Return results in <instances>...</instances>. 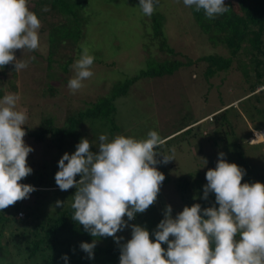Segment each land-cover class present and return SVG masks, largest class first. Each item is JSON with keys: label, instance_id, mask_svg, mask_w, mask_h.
Returning <instances> with one entry per match:
<instances>
[{"label": "rangeland", "instance_id": "374dc122", "mask_svg": "<svg viewBox=\"0 0 264 264\" xmlns=\"http://www.w3.org/2000/svg\"><path fill=\"white\" fill-rule=\"evenodd\" d=\"M183 1L66 0L73 5L72 10L78 11V16H69V8L63 10L67 16H62L70 22L62 30L59 25L63 18L58 15L57 19L45 23L43 17L36 15L34 9L40 7L35 2L32 4V0H17L16 4L12 0H0V61L4 67L1 69L4 75L0 76V176L20 167L35 169L36 175L45 180L43 184L59 186L64 172H95L110 162L118 163L103 176V172L95 173L93 176L97 177L90 178L86 184L89 186L86 194L95 201L93 208H100L118 224H126V229L120 231L128 235V254L113 261L98 253L107 246V241L94 240L85 247L89 264H155L143 257L151 249L150 237L154 236L161 217L165 238L172 243L178 264H213L207 252V244L212 240L210 230L207 234L197 230L189 214L202 194L217 190L220 184L228 190L235 180L222 181V173L209 171L208 162L203 158L202 137L198 133L203 132L212 117H207L199 132H194L195 137H188V142L179 135V127L224 106L223 109L228 105L238 108L243 100L240 89L247 84L240 63L247 66L249 63L241 58L236 60L237 70L221 76L224 80L217 76L207 81L200 70L197 75L188 73L192 68L189 66H184L185 74L178 71L163 81L139 80L127 96L115 102V122L121 127L115 135L89 122L73 129L69 135L46 136L39 143L29 134L37 131L42 119L52 118L58 127H64L65 120L88 100L110 95L113 85L145 68L149 47L158 57H169L153 46L150 21L153 16L148 14L161 11V20L169 19L163 29L166 27L171 37L170 47L185 55V61L215 53L214 45L208 49L196 38L203 34L194 28ZM138 4H150L153 10L145 14L144 7ZM56 22L60 31L50 36L51 25ZM57 59L68 65L70 79L61 77V71L54 65ZM250 76L254 82L252 68ZM254 105L259 109L258 114L251 112ZM241 108L242 117L237 118V145L241 152L231 157L230 164L234 165L239 157V167L245 174L248 172V176H243L245 179H240L247 186L242 187L246 205L240 207L245 220L233 225L242 235L247 226L251 228L250 235L240 238L236 247L251 243L252 246L251 249L243 247L241 254L228 253L220 264H264V235H258L264 231V91L260 98L245 101ZM164 138L167 139L160 142ZM148 145L153 149L144 151ZM210 146L206 149L208 152H211ZM135 153L138 154L123 161ZM60 189L44 194L48 203L43 204V211L60 210V206L70 203L66 202L73 199L70 190ZM122 193L133 202L115 205V197ZM252 208L255 209L250 211ZM5 235L10 237L9 233ZM8 259L11 262V255Z\"/></svg>", "mask_w": 264, "mask_h": 264}, {"label": "trees", "instance_id": "16d2710c", "mask_svg": "<svg viewBox=\"0 0 264 264\" xmlns=\"http://www.w3.org/2000/svg\"><path fill=\"white\" fill-rule=\"evenodd\" d=\"M12 2L16 4L17 0H12ZM198 2L199 0H184L182 6L190 11L187 14L193 20L194 28L203 34L196 38L201 39L208 49H210L208 46L212 48L214 45L215 53L194 58L189 57L185 61V55L182 56L170 47L171 37H168L166 27L165 30L163 29L164 22L166 25L169 23V19L161 20V11H158V14H148L153 16L150 19L154 31L153 46L157 47L159 52L168 54L169 57H158L151 53V47H149V54L144 62L145 68L141 69L138 74L113 85L110 95L98 100L92 99L88 102L86 100V105L83 104L84 106L78 112L65 120L64 127H58L59 124L55 123L54 119L47 118L40 121L36 132H29V134L36 140V143H39L44 141L46 136L59 138L69 135L73 129L89 122L96 127L103 126V129L107 128L111 135H115L121 130V127L115 122V102L118 98L127 96L133 85L139 80L163 81L165 78L173 77L178 71L179 74H185L183 69L189 66L192 68L188 70V73L197 75V71L200 70L206 80L210 81L211 78L221 77L230 71L237 70L234 62L240 58L249 63L248 66L245 63H240L247 84L242 90L240 89V93H243L240 99L243 100L239 102L238 108L228 105V108L223 110L226 107L224 106L202 118L194 117L186 123H182V126L179 127L181 133L177 132L184 136L188 142V137H195L194 132H199L202 125H196V123L207 119V117H212L211 121L207 122L203 130L204 133H198L202 137L203 158L208 162L209 171L218 170V174L222 173V181H226L228 178L235 180L228 190L223 184H220L217 190L214 188V191L202 194L200 202L189 214V218L195 222L197 230H202L205 234H207V230H210L212 240L207 244L209 261L213 264H220L228 253L241 254L243 247L251 249L252 246V243L251 246L240 245L239 248L235 245L240 238H245L251 233L249 226L246 227V233L243 235L238 234L234 227L236 222L239 223L241 219H244L240 207L246 205V201L242 197V187L247 188V186L245 182L241 183L240 179H245L243 176H248V172L245 174L239 167L241 164V161L238 160L239 157L234 160L236 162L234 165L230 164V160L232 156H239L241 152L240 145H237L239 130L237 118L242 117L240 108L245 104V101L260 98L264 91V0H200ZM31 3L40 7L38 9L41 12H37L38 9H34V11L39 18L43 17L41 19L45 23L53 18L57 19V16L60 15L63 18L59 25L62 30L63 26L66 28L70 22L69 18L66 20L62 16H67V12L63 10L69 8L68 13H71L69 16L75 18L78 16V11H74L75 8L72 10L73 5L66 0H32ZM138 5L144 7L145 14L153 10L150 4ZM0 7L2 8L1 3ZM163 10L166 11V7ZM57 23L51 25L50 36L60 31ZM240 61L242 62V60ZM54 62L57 69L61 71V77L66 76V79H70L68 65L62 64L60 59ZM251 68L255 77L254 82L250 76ZM1 69L4 67L0 61V76L4 75L1 73L3 72ZM221 79L225 78L221 77ZM260 88L263 89L260 90ZM231 108L234 109L232 113H230ZM251 112L259 113L256 105L251 109ZM23 129L28 128L23 127ZM104 137L108 139L106 133ZM166 139L164 138L160 142ZM206 143L208 145L204 146ZM159 146L161 144L154 149ZM208 146L211 147L209 148L211 152L206 150ZM149 148L153 149V146L148 145L144 151ZM137 154L135 153L123 161ZM116 164L118 163L110 162L105 168L95 172H64L61 174L62 176L60 175L61 185L59 186L43 184L45 180L36 175L35 169L29 170L20 167L0 176V195H2L0 198V264H89V256L86 255L85 250L86 244L90 245L92 241L100 239L106 240L107 246L100 248L98 253L107 255L113 261L125 258L128 254V244H126L128 235L122 234V231L126 229V224L124 222L118 224L108 214L105 215L101 212L100 208V210L93 208L95 201L86 194L89 189L86 184L92 180L90 178H96L97 175H93L101 172H103L101 173L103 176L107 172L106 170ZM33 182L41 184L37 185ZM186 185L188 186L189 183ZM80 186L86 187L82 189ZM57 188L70 190V197L73 199L66 201L70 203L60 206V210L52 208L43 211V204L48 203L44 194L53 189V191H57ZM118 198H122L124 203L117 206L133 202L122 193L115 197V205ZM254 209L252 208L250 211ZM36 211L39 212L37 218H35ZM22 214L23 216L19 217ZM162 225L161 217L154 236L150 237L151 249L146 251L147 256H144L143 259L149 258L155 264H178L173 245L165 238L166 231ZM254 228L261 229L263 227L254 226ZM5 233H9L10 237ZM10 255L11 262L8 259Z\"/></svg>", "mask_w": 264, "mask_h": 264}, {"label": "clouds", "instance_id": "9594fccd", "mask_svg": "<svg viewBox=\"0 0 264 264\" xmlns=\"http://www.w3.org/2000/svg\"><path fill=\"white\" fill-rule=\"evenodd\" d=\"M224 110V109H223ZM208 119H205V120H202V121H200V122H198V123H196V125L197 124H202V123H204V122H206ZM193 126H195V125H193ZM118 199H120L121 200V203H118L117 201H118ZM118 199H116V205H121V204H123L124 203V200L122 199V198H118Z\"/></svg>", "mask_w": 264, "mask_h": 264}, {"label": "water", "instance_id": "95a60500", "mask_svg": "<svg viewBox=\"0 0 264 264\" xmlns=\"http://www.w3.org/2000/svg\"><path fill=\"white\" fill-rule=\"evenodd\" d=\"M263 134H264V131H263ZM247 222H248V224L250 225V222L247 220ZM251 226V225H250ZM258 235L260 236V235H264V231H259L258 232Z\"/></svg>", "mask_w": 264, "mask_h": 264}, {"label": "built area", "instance_id": "2783aa9c", "mask_svg": "<svg viewBox=\"0 0 264 264\" xmlns=\"http://www.w3.org/2000/svg\"><path fill=\"white\" fill-rule=\"evenodd\" d=\"M118 203H121V200L120 199H118V201H117ZM20 216H23V214L22 215H20Z\"/></svg>", "mask_w": 264, "mask_h": 264}]
</instances>
